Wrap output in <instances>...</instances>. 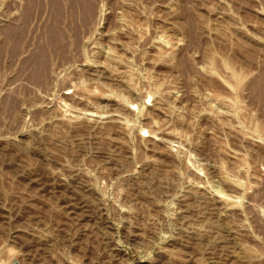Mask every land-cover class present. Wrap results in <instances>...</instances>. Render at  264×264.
Returning <instances> with one entry per match:
<instances>
[{"label":"rangeland","instance_id":"obj_1","mask_svg":"<svg viewBox=\"0 0 264 264\" xmlns=\"http://www.w3.org/2000/svg\"><path fill=\"white\" fill-rule=\"evenodd\" d=\"M0 264H264V0H0Z\"/></svg>","mask_w":264,"mask_h":264},{"label":"bare ground","instance_id":"obj_2","mask_svg":"<svg viewBox=\"0 0 264 264\" xmlns=\"http://www.w3.org/2000/svg\"><path fill=\"white\" fill-rule=\"evenodd\" d=\"M80 1V0H79ZM73 2V1H72ZM74 2H76V1H74ZM76 3H78V2H76ZM80 3V2H79ZM86 3V2H85ZM84 4V3H83ZM77 5V4H76ZM88 7H89V5H88Z\"/></svg>","mask_w":264,"mask_h":264}]
</instances>
